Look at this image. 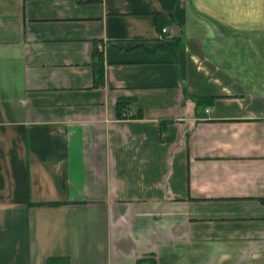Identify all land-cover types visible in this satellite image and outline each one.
Listing matches in <instances>:
<instances>
[{
  "label": "crops",
  "instance_id": "0c3cea01",
  "mask_svg": "<svg viewBox=\"0 0 264 264\" xmlns=\"http://www.w3.org/2000/svg\"><path fill=\"white\" fill-rule=\"evenodd\" d=\"M50 258L264 264V0H0V264Z\"/></svg>",
  "mask_w": 264,
  "mask_h": 264
},
{
  "label": "trees",
  "instance_id": "16d2710c",
  "mask_svg": "<svg viewBox=\"0 0 264 264\" xmlns=\"http://www.w3.org/2000/svg\"><path fill=\"white\" fill-rule=\"evenodd\" d=\"M158 24H159V31L161 32L163 29L162 22V16L157 15ZM176 47L179 46V42H177ZM175 53V52H174ZM94 56V84L95 87H102L104 84V60H103V54L102 52H99L98 50H94L93 52ZM208 101L207 98H198L197 102L199 105H202ZM131 102L127 99H119L117 102V115L118 118L122 119L125 117L126 113L128 112V108L130 107ZM58 206L59 204H41L40 206ZM67 261L60 258H50L47 261V264H66Z\"/></svg>",
  "mask_w": 264,
  "mask_h": 264
},
{
  "label": "built area",
  "instance_id": "2783aa9c",
  "mask_svg": "<svg viewBox=\"0 0 264 264\" xmlns=\"http://www.w3.org/2000/svg\"><path fill=\"white\" fill-rule=\"evenodd\" d=\"M167 35H168L167 29L163 28L162 31L158 35V40L163 41Z\"/></svg>",
  "mask_w": 264,
  "mask_h": 264
},
{
  "label": "rangeland",
  "instance_id": "374dc122",
  "mask_svg": "<svg viewBox=\"0 0 264 264\" xmlns=\"http://www.w3.org/2000/svg\"><path fill=\"white\" fill-rule=\"evenodd\" d=\"M236 61L239 62V63L242 62V61H244V62H246V63L249 62L248 59H244V57L242 56V54H240V55L238 56V59H236L235 62H236ZM248 64H249V63H248ZM248 64H247V67L249 66ZM253 65L255 66V61H254ZM254 72H255V71H254ZM252 77H256V76H255V75H252Z\"/></svg>",
  "mask_w": 264,
  "mask_h": 264
}]
</instances>
